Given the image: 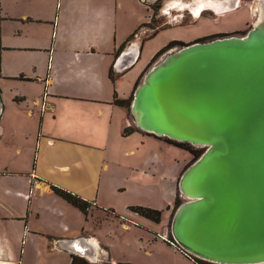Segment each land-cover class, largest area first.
<instances>
[{
  "label": "crops",
  "instance_id": "1",
  "mask_svg": "<svg viewBox=\"0 0 264 264\" xmlns=\"http://www.w3.org/2000/svg\"><path fill=\"white\" fill-rule=\"evenodd\" d=\"M149 16L143 0H0V264H39L49 254L51 264H69L72 255L82 257L63 245L75 238L90 246L91 256L82 257L88 264H142L138 256L187 264L171 248L174 205H169L192 155L163 136L139 130L126 108L114 103L133 94L134 87L126 96L122 77L142 53L130 40L119 47ZM135 48L136 60L117 72L116 52ZM128 126L136 128L125 134ZM51 185L86 198L91 203L86 219L68 212L82 222L90 215L92 223L68 230L63 219L51 220L64 233L41 227L45 198L62 215L68 213ZM127 188L131 198L145 193L167 201V207L127 201L118 194ZM104 203H109L107 215H118L124 235L143 241L125 257L113 256L95 230L108 219L98 212ZM115 203L159 209V226L125 214ZM132 223L136 227L130 228Z\"/></svg>",
  "mask_w": 264,
  "mask_h": 264
},
{
  "label": "water",
  "instance_id": "2",
  "mask_svg": "<svg viewBox=\"0 0 264 264\" xmlns=\"http://www.w3.org/2000/svg\"><path fill=\"white\" fill-rule=\"evenodd\" d=\"M261 15L242 36L168 51L144 73L129 107L139 130L205 147L179 177L184 201L170 233L189 254L217 264L264 263V0ZM137 56L138 48L121 51L115 70ZM63 245L92 254L81 238Z\"/></svg>",
  "mask_w": 264,
  "mask_h": 264
},
{
  "label": "rangeland",
  "instance_id": "3",
  "mask_svg": "<svg viewBox=\"0 0 264 264\" xmlns=\"http://www.w3.org/2000/svg\"><path fill=\"white\" fill-rule=\"evenodd\" d=\"M144 1V0H143ZM173 0H149L147 3L150 4V16L146 25H144V32L142 29L138 30L136 36L130 39V42H136L138 46L142 49L141 58L134 63V65L123 75V82L125 88L126 96H129L134 84L140 75V82L144 75V73L156 62H158L163 55H165L168 51H171L179 45L171 47L164 52L160 53L154 59V55L166 44L171 41H181L184 43H190L200 38L204 37H223L229 35L242 36L244 35L254 24L256 21V13L255 6L258 4L259 0H181L182 4L191 5L192 10L194 11L198 6V3H203L204 10L199 11L196 14V18H193V13L189 9H184L182 12L177 8H168L167 14H161V9L165 8L166 5L171 4ZM222 4H219L221 3ZM216 6H218L216 8ZM181 16L183 17L181 19ZM211 38V39H213ZM210 40V39H207ZM205 40V41H207ZM125 47V46H124ZM120 51H117L115 56L117 57ZM15 83V82H13ZM44 89V90H43ZM45 91L43 86L42 93ZM44 94V93H43ZM127 110V109H126ZM129 119L133 125L134 122L130 115L129 110H127ZM193 146V145H192ZM193 149L204 151V146H193ZM183 153L189 155V153L185 150ZM66 184L92 196L94 193H89L88 191H83V189L76 183H69L68 181H64ZM129 185H133L132 182L128 183ZM59 187L64 188L61 185H57ZM66 189V188H64ZM69 190V189H66ZM70 191V190H69ZM123 195L127 201L132 202H142V203H150V204H159L162 208L167 207V201L158 200L157 202L154 200L153 196L147 197L144 194H133L134 198H131L130 189L127 188L125 191H121L120 193ZM176 196L184 201V196L177 190ZM82 197V196H81ZM84 198V197H83ZM63 201L68 209L71 211H77L82 213V220L86 219V213L80 212V210L68 203L66 200L57 198ZM86 199V198H84ZM87 200V199H86ZM45 201L48 205L46 212L43 211L41 213V217L39 219L40 226H44V228L52 229L58 233H64L60 225L51 226V220H55L57 224L59 219H63L67 224L68 230H70L73 226L84 224L85 226H89L92 223V218L87 216L88 220L82 222V220H76L70 212L61 213V211L57 208L53 207V202L50 198H45ZM115 202V199L112 201ZM105 206L99 205V211L104 215V217H108V219L101 220L102 223L96 227V231L102 237V240L111 245V253L113 256H117L119 258L125 257V254L129 250H136L138 244H142L143 241L136 240L130 235H124L126 232L123 230L122 223L119 222L118 215L108 214L107 207L109 203H104ZM118 207V210L123 211L125 214L138 218L146 223L154 224L155 226H159V222H151L137 213L132 211L131 209H125V203H115ZM136 204V203H135ZM174 205V201H170V208ZM98 206V205H97ZM142 207H148L146 205H139ZM151 208V207H148ZM154 209V208H153ZM159 210V209H158ZM111 220H114L112 222ZM136 227L133 223L130 224V228ZM155 237V235H153ZM161 245L167 244L163 241V238L158 237ZM133 244V246H132ZM172 245V246H171ZM171 248L175 253L180 255L179 257H183V261L187 264H195L194 260L185 256L176 246L171 244ZM160 247L156 246L153 243H150L148 247ZM157 253V250L156 252ZM154 253V254H155ZM28 260V259H27ZM54 260L50 254L48 256H44L40 258L39 264H51ZM137 260L142 264H158L155 259H150L147 257L138 256ZM32 264V263H31Z\"/></svg>",
  "mask_w": 264,
  "mask_h": 264
},
{
  "label": "trees",
  "instance_id": "4",
  "mask_svg": "<svg viewBox=\"0 0 264 264\" xmlns=\"http://www.w3.org/2000/svg\"><path fill=\"white\" fill-rule=\"evenodd\" d=\"M146 25V23H144L142 26ZM134 33L130 34L127 39L125 40V42H123L120 47H119V50H121V48L123 47V45L129 41L132 37H133ZM215 36H212V37H204V38H200L199 40H196V41H205L207 39H211ZM187 43H184V42H181V41H171L169 42L168 44H166L164 47H162L155 55L152 59H154L156 56H158L160 53L164 52L165 50L171 48V47H174V46H182V45H185ZM110 76H111V69H110ZM140 83V76L138 77V79L136 80L135 82V85H134V89L137 87V85ZM131 99H132V95L128 98V99H117L115 98L114 99V103L115 104H118L120 106H123L125 107L127 110H129V107H130V103H131ZM133 128H136V127H131V126H128L124 129V133H128L130 131L133 130ZM165 140L169 143H172L174 145H177L185 150H187L188 152H190V154L192 155L191 157V160L190 162L188 163L187 166H189L192 162H194L202 153V151L200 150H195L193 149V146L187 142H179V141H175V140H172V139H169L167 137H164ZM186 166V167H187ZM51 190L58 196H60L62 199L66 200L68 203L72 204L73 206L77 207L80 211L84 212V213H87L91 203L80 197L79 195L75 194V193H72L68 190H65L61 187H58V186H55V185H51ZM182 203V201L176 196L175 197V200H174V206H173V210L171 212V215H170V221H171V218H172V215L175 211V209ZM130 209L136 213H138L139 215L145 217V218H148L152 221H155V222H159L160 220V216H161V211L158 210V209H153V208H148V207H142V206H131ZM172 240V239H171ZM176 247L187 257L191 258L192 260L195 261L196 264H217V263H212V262H209V261H205V260H202V259H199L195 256H192L191 254H187L185 251H183L182 249H180L177 245ZM69 264H88L87 261L82 258V257H78L76 255H72V258H71V261ZM264 264V263H263Z\"/></svg>",
  "mask_w": 264,
  "mask_h": 264
},
{
  "label": "clouds",
  "instance_id": "5",
  "mask_svg": "<svg viewBox=\"0 0 264 264\" xmlns=\"http://www.w3.org/2000/svg\"><path fill=\"white\" fill-rule=\"evenodd\" d=\"M168 8H177L179 11H183L184 9H189L192 13H193V18H196V14L199 11L204 10L203 5L201 4L200 7L196 8L194 11L191 8V5L189 4H182L181 0H173V2L171 4H168L165 6V8L161 9V14H167ZM183 17L181 16V19ZM171 236V233H170ZM172 237H170V241L171 243H173L174 245H177V243L172 239ZM178 246V245H177ZM193 256V255H192Z\"/></svg>",
  "mask_w": 264,
  "mask_h": 264
},
{
  "label": "bare ground",
  "instance_id": "6",
  "mask_svg": "<svg viewBox=\"0 0 264 264\" xmlns=\"http://www.w3.org/2000/svg\"><path fill=\"white\" fill-rule=\"evenodd\" d=\"M201 4L203 5V3H198V6L196 8L200 7ZM255 13L257 16L256 21H255V23H256L262 17V15H261L262 14V0H259L258 4L255 6Z\"/></svg>",
  "mask_w": 264,
  "mask_h": 264
},
{
  "label": "flooded vegetation",
  "instance_id": "7",
  "mask_svg": "<svg viewBox=\"0 0 264 264\" xmlns=\"http://www.w3.org/2000/svg\"><path fill=\"white\" fill-rule=\"evenodd\" d=\"M144 1L147 3L149 0H144ZM239 2H240V0H239ZM219 4H222V2L219 3ZM147 5H148L149 8H151L150 4L147 3ZM203 5H204V4H203ZM217 7H218V6H216V8H217Z\"/></svg>",
  "mask_w": 264,
  "mask_h": 264
},
{
  "label": "built area",
  "instance_id": "8",
  "mask_svg": "<svg viewBox=\"0 0 264 264\" xmlns=\"http://www.w3.org/2000/svg\"><path fill=\"white\" fill-rule=\"evenodd\" d=\"M179 247V246H178ZM180 248V247H179ZM180 249H182V248H180ZM183 250V249H182ZM183 251H185V250H183ZM186 252V251H185ZM187 254H189L188 252H186Z\"/></svg>",
  "mask_w": 264,
  "mask_h": 264
}]
</instances>
